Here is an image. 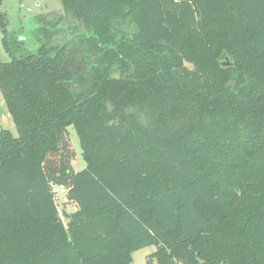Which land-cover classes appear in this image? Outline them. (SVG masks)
Masks as SVG:
<instances>
[{"label":"trees","instance_id":"trees-1","mask_svg":"<svg viewBox=\"0 0 264 264\" xmlns=\"http://www.w3.org/2000/svg\"><path fill=\"white\" fill-rule=\"evenodd\" d=\"M4 1L0 264H264V0Z\"/></svg>","mask_w":264,"mask_h":264},{"label":"rangeland","instance_id":"rangeland-1","mask_svg":"<svg viewBox=\"0 0 264 264\" xmlns=\"http://www.w3.org/2000/svg\"><path fill=\"white\" fill-rule=\"evenodd\" d=\"M1 12L6 15L8 30L11 34H14L12 37L15 38L17 35V38L20 36V38L25 39L27 47L33 50L30 37L32 36L31 33L37 29V25L34 23L36 16L48 15L54 12L62 13L63 7L60 0H5L1 6ZM2 38L3 35L0 30V63H6L10 61V58L4 50ZM3 130L11 131L14 135L17 134L15 125L7 113L3 96L0 92V132ZM69 132L76 151L73 170L80 172L86 168L80 140L73 127L69 128ZM59 198L62 200V196ZM63 208L70 210L69 206ZM157 250V246H150L135 252L131 264H159L158 260L153 257Z\"/></svg>","mask_w":264,"mask_h":264},{"label":"built area","instance_id":"built-area-1","mask_svg":"<svg viewBox=\"0 0 264 264\" xmlns=\"http://www.w3.org/2000/svg\"><path fill=\"white\" fill-rule=\"evenodd\" d=\"M66 194V190L61 187H54L53 189V195L56 197H60Z\"/></svg>","mask_w":264,"mask_h":264},{"label":"crops","instance_id":"crops-1","mask_svg":"<svg viewBox=\"0 0 264 264\" xmlns=\"http://www.w3.org/2000/svg\"><path fill=\"white\" fill-rule=\"evenodd\" d=\"M69 207H70V210L64 208V212L67 214H71L72 212H74V209L71 206H69Z\"/></svg>","mask_w":264,"mask_h":264}]
</instances>
